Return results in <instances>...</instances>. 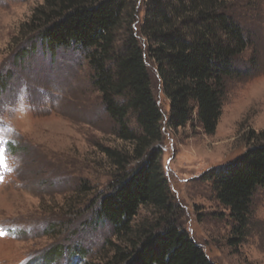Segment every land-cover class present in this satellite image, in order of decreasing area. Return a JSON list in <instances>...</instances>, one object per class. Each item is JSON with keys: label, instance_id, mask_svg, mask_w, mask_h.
<instances>
[{"label": "rangeland", "instance_id": "obj_1", "mask_svg": "<svg viewBox=\"0 0 264 264\" xmlns=\"http://www.w3.org/2000/svg\"><path fill=\"white\" fill-rule=\"evenodd\" d=\"M44 2L0 0V264H35L40 257L43 264L50 253L61 255L49 264H105L115 246L129 245L95 217L116 171L105 149L130 154L132 144L118 137L82 51L61 47L51 54L26 28ZM135 2L132 28L163 116L161 138L149 151L159 152L170 217L214 264H264V185L254 189L240 223L205 176L264 143V0H224L250 44L235 58L237 74L226 80L212 134L195 112L185 125H169L170 102L138 30L149 6ZM127 119L141 131L132 114ZM162 214L141 206L132 226L153 225Z\"/></svg>", "mask_w": 264, "mask_h": 264}, {"label": "trees", "instance_id": "obj_2", "mask_svg": "<svg viewBox=\"0 0 264 264\" xmlns=\"http://www.w3.org/2000/svg\"><path fill=\"white\" fill-rule=\"evenodd\" d=\"M147 4L138 30L170 102L169 125L183 126L195 112L204 132L212 134L226 80L237 74L235 58L250 41L224 0H147ZM136 15L135 0H45L25 26L38 33L51 54L61 47L82 51L118 137L132 144L130 154L105 149L116 171L110 190L99 198L95 217L107 220L113 233L129 243L125 249L115 246L105 264H214L172 221L173 205L159 152L149 151L161 138L163 116L151 91L144 49L132 28ZM129 114L140 132L128 126ZM205 176L217 199L243 223L250 196L264 185V143ZM147 205L163 214L153 225L134 229V217ZM51 255L43 264L61 253ZM35 264H41V257Z\"/></svg>", "mask_w": 264, "mask_h": 264}, {"label": "snow or ice", "instance_id": "obj_3", "mask_svg": "<svg viewBox=\"0 0 264 264\" xmlns=\"http://www.w3.org/2000/svg\"><path fill=\"white\" fill-rule=\"evenodd\" d=\"M3 159H4L3 154L0 153V162H3ZM2 234H3V229H0V235Z\"/></svg>", "mask_w": 264, "mask_h": 264}]
</instances>
